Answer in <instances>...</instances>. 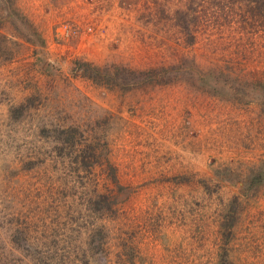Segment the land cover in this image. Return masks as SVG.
<instances>
[{
  "label": "rangeland",
  "instance_id": "obj_1",
  "mask_svg": "<svg viewBox=\"0 0 264 264\" xmlns=\"http://www.w3.org/2000/svg\"><path fill=\"white\" fill-rule=\"evenodd\" d=\"M0 264H264V0H0Z\"/></svg>",
  "mask_w": 264,
  "mask_h": 264
}]
</instances>
